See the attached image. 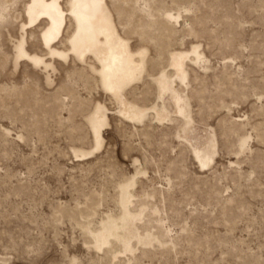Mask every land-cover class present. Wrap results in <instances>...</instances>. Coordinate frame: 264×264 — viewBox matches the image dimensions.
Segmentation results:
<instances>
[{
  "label": "rangeland",
  "instance_id": "obj_1",
  "mask_svg": "<svg viewBox=\"0 0 264 264\" xmlns=\"http://www.w3.org/2000/svg\"><path fill=\"white\" fill-rule=\"evenodd\" d=\"M28 2L0 0V264H264V0H107L120 34L149 50L125 90L148 110L141 121L116 114L92 57H50L47 21L22 31ZM22 37L43 63L18 57ZM194 45L200 58L176 76L171 52ZM164 70L187 96V133L169 95L171 120L151 109ZM97 102L110 111L99 148ZM212 139L202 166L192 146ZM102 223L126 226L131 249L113 237L97 247Z\"/></svg>",
  "mask_w": 264,
  "mask_h": 264
},
{
  "label": "bare ground",
  "instance_id": "obj_2",
  "mask_svg": "<svg viewBox=\"0 0 264 264\" xmlns=\"http://www.w3.org/2000/svg\"><path fill=\"white\" fill-rule=\"evenodd\" d=\"M25 13L27 21L22 24L23 32L47 21L41 33V40L52 59L68 60L73 57L85 62L87 58L92 57L96 61L98 66H90L98 73L103 89L115 99L116 114L130 121H141L148 114V110L144 107L132 103L134 101L127 100L125 90L145 72L149 50L146 47L134 50L131 41L120 34L107 0H67L66 8L62 5L61 0H29ZM69 19L73 29L66 38L68 48L66 51L59 50L56 44L62 39ZM23 41L22 37V41L18 45V57L27 58L35 64L43 63L44 60L41 58L25 52ZM190 54L200 58L197 45L192 46L191 51L171 52L170 64L175 69L176 76L187 78L184 64ZM93 63L95 64L94 61ZM153 79L158 87V98L162 101V105L156 103L151 108L155 111L157 119L163 121L171 118L170 111L165 105V96L169 95L175 112L185 120L184 131L187 133L192 120L187 96L179 92L165 70L153 76ZM109 112V108L104 103L97 102L88 117L98 148L103 143L102 128L108 123ZM192 149L201 165L207 166L214 159L215 139L209 140L205 147L193 145ZM91 153L92 151H81L82 156ZM77 156L79 155L77 154ZM128 186L129 184L124 185L121 189L120 204L124 209L123 219L131 218L129 212L131 198L128 194ZM126 230V226L119 228L116 223H102L95 236V245L100 247L104 243H109L113 237L115 240H121L126 251L130 250L132 241L128 236H125Z\"/></svg>",
  "mask_w": 264,
  "mask_h": 264
}]
</instances>
